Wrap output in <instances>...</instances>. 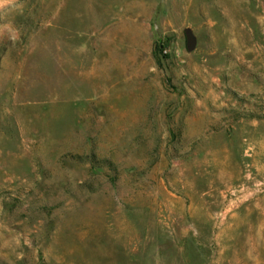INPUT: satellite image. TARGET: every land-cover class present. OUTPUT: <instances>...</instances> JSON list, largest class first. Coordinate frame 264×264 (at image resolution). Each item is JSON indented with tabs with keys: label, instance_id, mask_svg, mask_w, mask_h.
Wrapping results in <instances>:
<instances>
[{
	"label": "rangeland",
	"instance_id": "rangeland-1",
	"mask_svg": "<svg viewBox=\"0 0 264 264\" xmlns=\"http://www.w3.org/2000/svg\"><path fill=\"white\" fill-rule=\"evenodd\" d=\"M0 264H264V0H0Z\"/></svg>",
	"mask_w": 264,
	"mask_h": 264
},
{
	"label": "trees",
	"instance_id": "trees-1",
	"mask_svg": "<svg viewBox=\"0 0 264 264\" xmlns=\"http://www.w3.org/2000/svg\"><path fill=\"white\" fill-rule=\"evenodd\" d=\"M103 163H107L111 167V164L109 162H103Z\"/></svg>",
	"mask_w": 264,
	"mask_h": 264
}]
</instances>
